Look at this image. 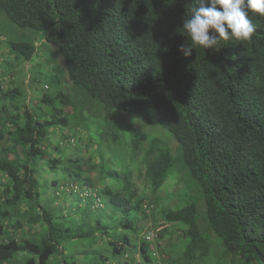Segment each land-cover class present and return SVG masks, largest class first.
<instances>
[{"label": "trees", "instance_id": "obj_1", "mask_svg": "<svg viewBox=\"0 0 264 264\" xmlns=\"http://www.w3.org/2000/svg\"><path fill=\"white\" fill-rule=\"evenodd\" d=\"M192 6L195 0H0L12 22L42 31L57 48L64 87L86 91L87 108L97 100L162 127L154 136L130 133L129 154L145 168L139 187L137 162L127 172L110 169L93 138L67 129L81 113L68 91L43 94L32 110L18 101L15 75L0 79V264H16L21 253L30 254L24 264H79L62 243L95 234L112 256L98 252L91 264H264V16L249 13V40L197 46L185 56L181 46L191 41L181 28ZM10 44L16 60L36 51L34 43ZM176 160L197 199L162 205L156 190Z\"/></svg>", "mask_w": 264, "mask_h": 264}, {"label": "rangeland", "instance_id": "obj_2", "mask_svg": "<svg viewBox=\"0 0 264 264\" xmlns=\"http://www.w3.org/2000/svg\"><path fill=\"white\" fill-rule=\"evenodd\" d=\"M0 38L3 41V47L0 49L3 51L0 62L5 65V70L2 67L0 69L4 72L1 75V82L7 83L11 76L15 75L20 85L21 94L18 96L19 103L28 102L30 108L34 110L39 107L41 97L47 93L51 96H55L61 90L68 91L72 98L80 103L81 113H77L70 116V128H67L71 132H75L79 136H83L84 139L93 138L98 146L103 149V155L106 159V165L113 170H124L127 172V168L130 163L133 169V180L139 187H142L145 181V168L139 169V158L135 160L132 153L128 151L129 142H131L130 133L136 129L145 130L148 134L154 136L156 131H160L162 127L158 124L150 123L143 117L133 112L124 109H113L107 111L103 104L99 101H92L91 108H87L88 93L81 87L75 86L71 81V85L67 88L65 77H67L65 59L61 53L49 43L43 35L42 31H38L32 28H21L12 22L5 11L0 8ZM11 41H26L34 43L36 51L29 60L25 59H13V55L7 53L11 47ZM5 54V57H4ZM57 65L55 68L54 66ZM55 75H59L62 80V86L60 83L55 82ZM67 87V86H66ZM46 107V106H45ZM113 129V130H112ZM166 132V131H165ZM116 134V140H113L111 134ZM167 133V132H166ZM168 134L174 139L169 138L171 145L175 144L176 138L171 133ZM158 135V134H157ZM104 136L106 139H104ZM116 149V151H115ZM93 149H90L92 152ZM97 153V152H96ZM95 153V154H96ZM172 153L177 156V153L173 150ZM93 156H95L93 154ZM142 168V167H140ZM141 171V172H140ZM191 180L189 174L183 169L182 164L176 160L170 176L160 188L156 190V193L162 195V205L168 204L169 199L183 197L185 202H191L194 194V185H190ZM53 195V193H52ZM106 199V198H105ZM187 200V201H186ZM107 201V199H106ZM177 206V205H176ZM173 206V207H176ZM201 207V205H200ZM109 206H105L98 210L99 213H107ZM82 232V230H79ZM103 238L99 234L88 237H77V239H71L62 243L65 247L64 256H74L78 259L79 264H91V258L98 252L102 254L112 256L111 248L108 245L99 244L98 241ZM19 260L16 264H24L25 260L30 257L29 253H21L18 255ZM84 257V260H80ZM194 264H205L204 261Z\"/></svg>", "mask_w": 264, "mask_h": 264}, {"label": "clouds", "instance_id": "obj_3", "mask_svg": "<svg viewBox=\"0 0 264 264\" xmlns=\"http://www.w3.org/2000/svg\"><path fill=\"white\" fill-rule=\"evenodd\" d=\"M195 5L198 6L190 8V18H185L181 28L191 41L181 46L185 56H191L197 46L219 50L229 39L249 40L255 31L249 13L264 16V0H195Z\"/></svg>", "mask_w": 264, "mask_h": 264}]
</instances>
